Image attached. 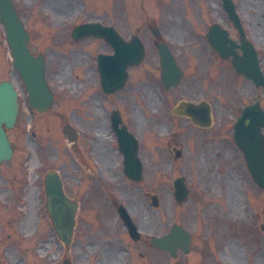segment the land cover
<instances>
[{"label": "rangeland", "instance_id": "rangeland-1", "mask_svg": "<svg viewBox=\"0 0 264 264\" xmlns=\"http://www.w3.org/2000/svg\"><path fill=\"white\" fill-rule=\"evenodd\" d=\"M16 1L31 33V49L46 55V76L55 99L50 109L31 117L22 98L25 94L22 84L8 65L0 27V72L17 80L21 92L18 120L8 132L14 154L0 164V264H58L60 247L45 209L43 183L44 175L51 170L59 172L66 193L81 206L75 236L79 241H74L70 252L67 249L75 264L87 262L91 247L85 245L86 239L101 241L109 237L102 217L114 214L107 202L113 197L111 191L130 207L142 226L154 223L158 231L165 229L173 218L190 225L194 221L218 220L223 235L227 225L237 224L235 218L242 220L238 227L252 223L251 210L264 220V194L254 187L242 154L226 141L230 129H219L215 123L212 129L202 130L187 119L172 117L168 111L178 98L195 100L199 95H207L215 103L217 118L220 111H226V104L219 102L220 91L240 88L237 91L241 92L249 88L228 62L218 60L216 53L195 37L205 25L202 14H212V0H88L93 11L83 14L81 19L93 18L95 13L120 20V16L129 13L136 33L146 44V58L130 69L124 89L111 95L100 88L92 58L97 50H109L107 44L91 38L75 42L70 37L71 27L57 23L60 18L81 12L79 0L73 1V6H68L69 0H62L65 4L62 6H58V0H39V7L35 8L29 6L28 0ZM237 1L246 22H264V0ZM145 22L160 24L165 37L180 42L174 51L186 75L174 89L160 85L154 41L149 38ZM119 27L125 34L123 20ZM258 29L263 33L264 27ZM231 80L236 87L228 86ZM229 96L231 105L236 101L235 95H221V98L227 101ZM113 108L123 110L126 122L139 139L144 168L139 182L128 179L122 169L115 172L117 176L108 175V169H115L119 156L112 148V139L104 138L101 143L98 134L103 133L107 111ZM65 123L81 130L75 143L63 132ZM88 141L94 143V149L88 147ZM174 144L181 151L178 158ZM90 156L97 162L94 168L89 166L94 163V157L89 159ZM101 166L106 168L98 170ZM178 175H184L190 187L188 199L180 204L174 199L172 187ZM245 188L250 191V209L242 206L246 201L244 195L248 197ZM151 194L156 195L157 206L151 204ZM87 223L94 224L91 233L87 231ZM37 229L40 234L34 237ZM241 249L239 242L237 251ZM246 249L255 263L260 258L256 244H247ZM78 253L76 260L73 256ZM243 253H240L242 259Z\"/></svg>", "mask_w": 264, "mask_h": 264}, {"label": "flooded vegetation", "instance_id": "flooded-vegetation-1", "mask_svg": "<svg viewBox=\"0 0 264 264\" xmlns=\"http://www.w3.org/2000/svg\"><path fill=\"white\" fill-rule=\"evenodd\" d=\"M117 232L112 233L115 237H122V231L118 228ZM206 229L204 228L203 232ZM211 229L208 226V230L205 233L198 234L192 240L189 250L183 252L178 251V255L181 257L167 256L168 264H228L227 261H235L236 256L230 251V249H221V240L218 235L208 234ZM96 245L98 243H95ZM147 247H151L146 242ZM109 244L106 242L105 246L100 251L95 252L92 256L90 264H158L157 250L152 248L141 250H127L119 249L118 251H112L108 248ZM127 252V253H125ZM239 259V258H238ZM238 264H253L248 260H237ZM260 264V263H259Z\"/></svg>", "mask_w": 264, "mask_h": 264}, {"label": "water", "instance_id": "water-1", "mask_svg": "<svg viewBox=\"0 0 264 264\" xmlns=\"http://www.w3.org/2000/svg\"><path fill=\"white\" fill-rule=\"evenodd\" d=\"M214 46L219 49L220 53H223L222 49L214 44ZM50 101H48L45 106L40 107V109H45ZM184 112L193 118V121L199 125L204 124L202 118L197 117L198 111L204 106L193 105L191 103L183 104ZM65 131L68 133L70 138H73L72 129L69 126L65 127ZM135 153V151H134ZM175 185V195L178 198H183L187 190L183 184V178H178L174 182ZM46 194H47V208L49 210L50 216L57 231L62 237H67L71 231V226L73 223L74 215V204L64 195L62 190L61 181L58 176L51 172L46 176ZM168 248V246H166Z\"/></svg>", "mask_w": 264, "mask_h": 264}]
</instances>
